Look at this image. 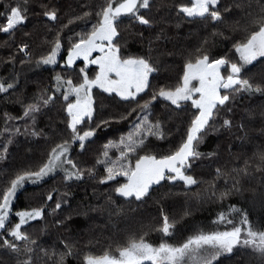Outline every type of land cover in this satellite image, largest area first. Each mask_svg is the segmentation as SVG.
<instances>
[{
    "label": "snow or ice",
    "instance_id": "snow-or-ice-1",
    "mask_svg": "<svg viewBox=\"0 0 264 264\" xmlns=\"http://www.w3.org/2000/svg\"><path fill=\"white\" fill-rule=\"evenodd\" d=\"M0 4L4 9L0 12V33L12 37L28 21L30 0H7V3L0 0ZM152 6L153 0H102L95 6L96 22L91 25V29L68 37L66 49L63 30L78 20L93 16V12L86 11L82 16L70 18L67 24H62L55 32L52 40L46 41L49 45L48 51L36 61L37 67L57 66L58 58L63 59L64 68L75 72L78 80L56 72L52 77L51 88L41 89L33 103L23 106L24 117L31 118L32 121L30 134L34 137L44 136L45 133L35 127L38 114L54 106L59 99L57 96L59 93L63 98L62 111L65 113L62 122L69 136L59 143H53L45 159L35 168L16 172L14 177L7 181L6 187L0 189V251L16 258L15 264H33L32 254L35 249L31 245L37 242L31 240L22 227L30 221L45 218V206L32 207L15 211L14 215L18 218V222L12 223L10 217L13 215L14 198L17 190L26 182L35 184L57 171L63 172V180L66 182L83 180L85 174L89 178L96 179V165H103L104 175L98 178L99 184L114 182L112 192L118 197L143 202L150 197L153 186L160 185L163 181H182L186 186L198 183L188 171L192 167L193 160L202 156L216 155L215 152L205 154L197 150L210 128L213 131H219L220 128L231 131L235 127L240 132H244L243 136L237 137L242 145L247 139L243 122L234 124L232 119L224 118L219 128L214 127L212 122L215 121L221 108L231 112L228 104L234 102L237 95L242 96L247 93L250 97L257 94L264 97V0H257L258 12L252 17L249 25L244 27V38L233 45L239 55V62H233L224 56L213 58L206 50L197 48L195 53L189 54L184 59L182 74L178 75L174 85L153 83L157 78L154 74L160 71V56L173 55V53L158 52L154 49V41L151 39L147 42L145 53H130L126 50L127 41L120 31L125 18L130 22L151 27L153 21L145 12L150 11ZM41 7L42 15L48 21L55 23L59 20L58 10L55 7H49L47 4ZM174 7L178 16L200 18L213 24L223 23L225 20L221 11V0H183ZM248 7L251 8L252 5L249 4ZM224 12L230 13L231 8H224ZM25 34L29 35V33ZM138 35L143 39V33ZM122 40H124L123 44ZM29 47L28 43H21L18 50L28 57L30 62ZM62 50L66 51V57L61 55ZM14 59L9 57V62H13ZM77 61L83 63L78 72L75 67ZM254 62L261 65L257 73L258 81L255 78L242 76L244 66L254 65ZM14 87L15 80L13 82L0 80V93H7ZM93 89L102 90L109 95L115 94L122 101L135 103L136 107L121 114L119 120H127L137 112V108L143 115L136 117L126 135H121L118 140H109L103 146V158H97L92 168L84 169L71 156L73 145L78 144L81 152H84L86 144L96 136L97 130L111 123L110 120L95 122ZM141 100L143 103H140ZM157 101L167 102L164 103V107L170 113L167 116L169 121L178 110L184 111L189 102L190 107L195 110L181 142L174 151L166 155H158L151 147L150 138L164 140L167 135L163 120L150 119ZM247 111L248 118L255 119V111L251 109ZM259 115L264 117V109ZM5 116L7 119H12L7 114ZM19 131L18 128L15 130L16 133ZM11 143L12 140L9 139L6 144L0 146L2 148L0 160L7 158L8 145ZM113 148L119 152L116 159L109 156V151ZM234 159L236 166L231 169L222 167L215 169L216 179L222 177L232 179V187L220 191L218 198L223 200L233 194H242L244 190L242 181L254 180L257 173L260 176L261 194L264 196V146L256 148L247 159H243L239 154H236ZM118 177H122L123 182H120ZM210 187L213 189L212 196H216V185L211 183ZM53 198V192H49L46 200L52 201ZM107 199L114 203L111 195ZM64 204H68L67 199L58 200L52 209L53 214ZM232 211L239 210L233 207ZM71 220L72 215L68 214L57 223L64 225ZM161 220V225L155 230L165 237L170 236L175 221H170L169 216L163 211H161ZM218 221L231 225L230 230L200 231L178 245L163 240L159 244L149 242L146 239L147 232L140 235L132 234L123 242L109 243L99 253L91 250L84 252L80 264H215L222 255L233 254L234 249L239 250L241 247L250 249L251 253L258 256L259 264H264V228L254 227L246 212L238 224L223 213L219 215ZM18 242H23L25 247L22 249ZM61 243L64 251L57 253L53 250L51 253V256H58L54 264H66L67 257L80 255L79 252L74 251V243L70 244L66 240H62ZM42 251L48 255L46 250L42 249ZM22 253L25 256L23 261L18 259ZM0 264L7 262L0 260Z\"/></svg>",
    "mask_w": 264,
    "mask_h": 264
},
{
    "label": "trees",
    "instance_id": "trees-1",
    "mask_svg": "<svg viewBox=\"0 0 264 264\" xmlns=\"http://www.w3.org/2000/svg\"><path fill=\"white\" fill-rule=\"evenodd\" d=\"M3 2L7 3V0H3ZM101 2L102 0H30V11L26 24L12 37L0 33V75L6 74V82L15 80L13 92L11 89L7 98L0 100V130L5 124L3 117L5 114L13 119L16 118L18 124V118L24 113V107L17 101L31 96L32 93L34 95L40 87L41 89L51 88L52 77L56 72H60L66 77H72V74L75 73L61 66L64 61L58 58L57 66H46L42 70L27 72L25 76H22L23 70L29 65L9 62V57L14 54L13 47L15 46L17 50V56H24L18 50L19 45L28 43L30 53L39 54L40 52L41 56L48 51L49 45L46 41L53 39L55 32L60 29L62 24H67L68 20L74 16H82L86 11L93 12V16L78 20L63 30V42L66 49L68 37L74 36L77 32L91 29V25L96 22L95 6ZM180 2L183 0H153L151 10L145 12L146 16L153 21L151 27L130 22L126 18L120 26L121 34L127 41L126 50L128 52L145 53L147 42L151 39L154 41V49L158 52L173 53V55L160 56V71L158 74H154L157 77L153 81L154 84L174 85L178 75L182 74L184 59L189 54L195 53L197 48L206 50L213 58L227 55L228 40L217 38L216 36L219 35L210 30V26L205 27L204 20L177 15L174 5ZM44 4L58 10L59 20L57 22L48 21L42 15L43 11H39V9H43L40 6ZM249 4L252 5L251 8L248 7ZM226 7L231 8L230 13L224 12ZM3 10V6L0 4V12ZM258 10L257 0H221V11L225 20L223 23L216 24L228 27L233 39L239 41L241 37L245 36L243 24L239 22V19L243 16L245 19L252 18ZM25 33H29V35ZM139 33H143V39L138 35ZM124 40L121 41L122 44ZM66 54V51L62 50L61 55L66 57ZM8 63L12 66L15 63V66L10 67ZM81 65L83 63L77 61L75 65L77 72ZM260 67V64L254 62V65H249L245 67V70H242V76L255 78L258 81L257 73ZM38 73H45V80L35 78ZM93 91L96 109L95 122L110 120L111 123L109 126L97 130L96 136L86 144L84 152H81L78 144L73 145L71 156L84 169L92 168L96 164L97 158H103V146L109 140H118L121 135H125L132 125L131 122L140 113L137 108L136 113L127 120L121 121L119 116L136 107L135 103L122 101L115 94L109 95L99 89ZM140 103H143V100ZM164 103L155 102L153 114L150 117L153 121L161 119L165 122L166 138L164 140L150 138L151 147L158 155H166L175 150L184 137L192 113L195 111L188 104L184 111L178 110L169 121L167 116L170 113L165 109ZM56 108L57 104L45 109L35 126L45 133L44 136L30 135L32 140L27 141V127L19 129L26 132L25 136H20L18 133L14 135V142L8 147L7 158L0 160V184L13 178L18 171L35 168L45 159L46 153L53 143H59L62 139L68 138L69 133L65 124L55 123V117L58 118L61 113V111L56 112ZM228 108L231 109V112L225 108H221L218 112L215 121L212 122L214 127L219 128L224 118L232 119L234 124L243 122L247 139L242 145L237 137L243 136L244 132H240L235 127L231 131L223 128L213 131L210 128L205 134L203 143L199 144L198 151L205 154L215 152L216 155L213 157L202 156L192 161V167L188 174L197 179L196 185L186 186L182 181H163L160 185L153 186L150 197L143 202L134 199L129 201L112 192V188L115 186L114 182H109L106 185L98 183V178L104 175V166L96 165V179L89 178L85 174L83 180L66 182L63 180L64 174L57 172L42 182L24 186L18 192L19 205L13 209V215L10 217L12 223L17 222L15 211L26 209L25 205L30 208V204L32 207L48 205L47 203L53 204L55 197L52 201H47L46 197L35 193L37 192L35 189H44L50 185L60 194L58 197L60 201L68 200V204H64L55 214L52 212L53 208H50V214H46L45 209L43 220L30 221L29 224L22 227L25 232L31 230L28 236L37 242L31 246L35 249L32 254L33 264H54L58 256H51V253L53 250L57 253L64 251L63 245H60L62 240L74 243V251L80 253V255L67 257L66 264H80L84 252L102 251L109 243L123 242L132 234L140 235L147 232L146 239L149 242L159 244L163 240L178 245L200 231H215L217 229L216 217L230 206L238 208L242 213L246 212L254 227L264 228V196L261 194L259 173L256 174L254 180L245 179L242 181L244 189L242 194H233L223 200L218 198L219 192L231 188L232 179L224 177L216 179L215 174L217 167L231 169L236 166L234 159L236 154L247 159L256 148L264 146V117L259 115L260 111L264 109V97L258 94L250 97L247 93L242 96L237 95L234 102H229ZM249 109L255 111V119L248 118L247 110ZM61 115L64 118L63 112ZM94 126L95 124H93ZM3 142L0 143L1 146ZM109 156L116 159L119 152L113 148L109 151ZM57 177H60L58 181ZM117 179L123 182L122 177ZM226 179L227 183H225ZM211 183L216 185V196H212ZM173 189H178L176 198L171 197ZM65 193L68 195L64 196ZM109 195L112 196L114 203L108 201ZM115 201L122 205L118 214L113 209ZM161 211L167 214L171 221H175L172 233L167 237L155 230L162 223ZM68 214L72 215L71 221H67L64 225L57 223ZM57 240L60 242L57 243ZM18 243L22 248L24 243ZM42 249L46 250L48 255H45V251ZM15 259L0 251V260L6 261L7 264H15ZM18 259L23 261L24 254L20 255ZM215 264H259V258L251 253L250 249L241 247L239 250L234 249L233 254L222 255Z\"/></svg>",
    "mask_w": 264,
    "mask_h": 264
},
{
    "label": "rangeland",
    "instance_id": "rangeland-1",
    "mask_svg": "<svg viewBox=\"0 0 264 264\" xmlns=\"http://www.w3.org/2000/svg\"><path fill=\"white\" fill-rule=\"evenodd\" d=\"M41 7V6H40ZM39 11H43V9H39ZM252 18H248V19H245V17H241L239 19V22H242L243 24V27L245 26H248L250 21H251ZM205 22V27L208 28V26H210V30H213L215 34L219 35V36H216L217 38L219 39H223L226 38L229 42L228 44V48H227V55H225V57L233 62H239V55L235 52L234 48H233V45L234 43L237 42L236 39H233V36L232 34L230 33L231 30H229L228 27L226 26H221L219 24H213L211 21H208V20H204ZM123 32V31H122ZM220 33H223L222 35ZM245 34V32H244ZM244 37H241V40L243 39ZM213 40V43H214V39ZM215 44V43H214ZM14 51V54H12V57H14V62H16V64H23V65H29V67H26L24 70H23V74L22 76H25L27 72H32L34 70H42L44 68H46V66H51V65H41L39 67H37L36 65V61L40 58V52L39 54H36V53H32L31 54V61L29 62V58H25L23 55L21 56H17V50L15 48V46L13 47L12 49ZM21 61H25L24 63H21ZM78 62H81V61H78ZM242 63V62H241ZM9 65V63H8ZM10 67H13L15 66V63H13V66L12 65H9ZM8 66V68H9ZM61 66L64 67V63L61 64ZM83 65H81L80 67H82ZM249 65H245L244 67H247ZM92 67L93 69L95 68V66H90ZM223 71V70H222ZM92 74V72H90V75ZM35 78H39V79H42V80H45V73H38L37 75H35ZM72 78L75 79V80H78V76L76 73L72 74ZM7 79V76L6 74H4L2 76V74L0 75V80H3V81H6ZM9 82V81H8ZM34 82V81H33ZM32 82V83H33ZM43 84V82L41 83V85ZM11 90V89H10ZM9 90V91H10ZM41 90V87L35 91L34 95L33 93L31 94V96H28V97H25L24 99L20 100L22 103L21 105H27V104H30V103H33L34 100H35V97L36 95L40 92ZM94 90V89H93ZM7 92V93H1L0 94V100H5V98H7L6 96L10 93V92ZM12 92H13V89H12ZM94 92V91H93ZM57 96L59 97V99L57 100L56 104H57V108H56V112L59 113V111H61V113L63 112L62 111V103H63V99L62 97L59 96V93H57ZM189 105H190V102H189ZM52 107V106H51ZM190 107V106H189ZM191 108V107H190ZM192 109V108H191ZM45 110V109H44ZM43 110V111H44ZM194 110V109H193ZM61 113H59L60 116H58V118L55 117V123H63L62 120H63V117L61 115ZM65 114V113H64ZM41 114H38V117L37 119H40V116ZM140 116H142L143 114L142 113H139ZM3 117L5 118V124L3 125V127L1 128L0 130V143L3 142V145L7 143V141L9 139L12 140V143L8 145V147L10 145L13 144L14 142V135L16 134L15 130L18 128H22V127H27V131H28V135L26 136V140L29 141V140H32L31 137H30V133L32 131V121H31V118H28V117H24V114H22V116L20 118H18V124H17V119L16 118H12V119H7L6 116L3 115ZM136 120V119H135ZM134 120V121H135ZM133 123V121L131 122V124ZM132 125L130 126V129H131ZM7 129V130H6ZM130 129L125 133V135L130 131ZM18 135L20 136H25L26 135V132H22V131H19ZM204 138H205V135H204ZM204 140V139H203ZM1 146V145H0ZM198 150V148H197ZM0 151H2V148H0ZM9 152V151H8ZM57 172H61V171H57ZM63 173V172H62ZM53 175V174H52ZM51 176V175H50ZM49 177V176H48ZM48 177H45L44 179L48 178ZM60 177H57L56 180L58 181ZM43 181V180H42ZM40 181V182H42ZM39 183V182H37ZM27 184H34V183H31V182H26L24 186H26ZM7 185V181L3 182L2 184H0V189H3L4 187H6ZM19 188L17 190V193H16V196L14 198V207L13 209L17 208L18 205H19V191L23 188ZM40 189V188H38ZM35 189V193L37 194H41L42 196L44 197H47L48 193L49 192H53V197L54 200H53V204L51 205L50 203H47L48 205H44L45 206V209H46V214H50V208H54L55 207V203L59 200L58 197H59V193H57V191L55 190V188L53 186H50V185H47L44 189ZM178 189H173V191L171 192V197H175L176 198V192L178 193L177 191ZM16 205V206H15ZM119 205V206H117ZM42 206V205H41ZM41 206H38V207H41ZM121 204L120 202L118 201H115V206H113V209L116 210L117 214L119 213V209L121 208ZM234 206H230L228 207L225 211L221 212L223 214H225V216L228 218V219H232L234 222H236L237 224L239 223L240 219L242 218L243 214L238 208L235 207V209H238L239 211H232V208ZM25 208L26 209H29L26 205H25ZM30 208H32V205L30 204ZM220 213V214H221ZM219 214V215H220ZM219 215L216 217L215 219V222L217 224V229L215 231H224V230H230L231 228V225H228L226 222H219L218 221V217ZM170 219V218H169ZM171 221V219H170ZM17 222H18V218H17ZM29 233H31V230L27 231L26 234L28 235ZM60 240H57V243H59ZM71 244V243H70ZM60 245H63L61 244L60 242ZM32 246V245H31ZM24 247V244L22 246V249ZM100 252V251H99ZM97 252V253H99ZM23 254V253H22ZM21 254V255H22ZM38 259V258H37ZM35 259V260H37Z\"/></svg>",
    "mask_w": 264,
    "mask_h": 264
}]
</instances>
